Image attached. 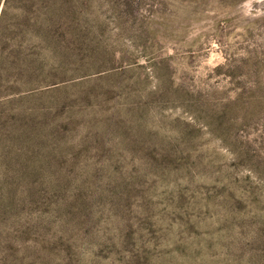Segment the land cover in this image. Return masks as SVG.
Wrapping results in <instances>:
<instances>
[{"label":"rangeland","instance_id":"374dc122","mask_svg":"<svg viewBox=\"0 0 264 264\" xmlns=\"http://www.w3.org/2000/svg\"><path fill=\"white\" fill-rule=\"evenodd\" d=\"M64 1L0 264H264V0Z\"/></svg>","mask_w":264,"mask_h":264},{"label":"trees","instance_id":"16d2710c","mask_svg":"<svg viewBox=\"0 0 264 264\" xmlns=\"http://www.w3.org/2000/svg\"><path fill=\"white\" fill-rule=\"evenodd\" d=\"M14 2L17 3L14 15L19 36L17 50L15 52L7 40L0 44V220L8 203L13 163H17L13 146H20L31 120L27 108L25 110L20 106L34 96L32 81L42 75V68L39 69L37 61L33 60L34 49L44 33H52L56 40L62 37L65 14L64 0H3L0 43L7 12ZM46 20L48 25L45 26ZM27 37H32L35 42ZM47 74L50 77V72L46 73V77Z\"/></svg>","mask_w":264,"mask_h":264}]
</instances>
